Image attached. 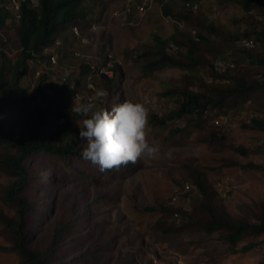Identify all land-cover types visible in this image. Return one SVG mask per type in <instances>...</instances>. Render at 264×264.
Masks as SVG:
<instances>
[{
	"label": "rangeland",
	"instance_id": "374dc122",
	"mask_svg": "<svg viewBox=\"0 0 264 264\" xmlns=\"http://www.w3.org/2000/svg\"><path fill=\"white\" fill-rule=\"evenodd\" d=\"M8 2L11 6L20 0ZM197 3L194 13L199 26L188 27L176 18L188 10L183 0H155L140 24L121 28L119 20L112 17L121 10L120 0H97L93 4L95 21L106 27L94 31L92 24H80L82 37L64 30L58 35L59 45L52 49L58 60H50V65L42 62V68H38L48 71L52 81L46 96L37 102L43 108L49 104L72 115L74 103L91 101L110 109L125 97L136 101L147 98L152 129L149 141L160 145L158 158L130 164L126 169L120 167L117 173L87 170L97 183L81 178L75 169L78 161L75 167H65L43 157L26 159L29 180L18 194L30 200L35 209L24 229L31 249L48 251L45 264H264V235L245 237L232 248L220 239L221 232L208 234L200 226L211 219L208 207L238 221L257 223L264 216V132L244 128L253 116L264 120V92L250 95L227 113L219 108L209 109L197 127H187L186 122L179 120L161 127L153 121L155 115L165 117L174 111L180 102L179 90L189 85L198 91L197 76L212 81L211 68L206 64L191 73L171 67L153 69L151 62L156 58L152 54L159 52L160 41L169 44L198 39L204 49L208 41L220 54L218 57L238 59L235 75H246L251 83L263 69L252 64L250 57L264 53L263 47L255 44L244 49L241 43L245 38L230 40L239 31L233 20L243 15L241 8L225 5L221 0ZM165 6L170 15L164 14ZM6 25L0 28V67L3 59L14 61L19 55L15 35L18 21L8 19ZM199 32L206 41L199 38ZM180 49L171 55L184 60L187 50L182 46ZM74 53L82 56L75 57ZM86 66L91 69L89 73ZM74 71L71 89L58 94L56 103L54 99L51 103L53 92L58 89L55 84ZM33 75L32 72L26 77L23 84L30 91L35 84ZM185 75L190 78L184 79ZM114 79L111 90L109 85ZM99 89L109 93L103 101L95 97ZM31 116L35 118L33 113ZM220 116H227L228 122L215 125L214 119ZM4 119L9 126L25 127L22 115ZM214 134L218 139H213ZM238 147L254 152L244 156ZM74 160L71 158V164ZM251 165L259 168L252 169ZM51 173L59 176L54 183H50ZM199 175L208 183L209 198L195 185ZM18 181L17 175L0 171V216L10 221L16 220V207L6 195ZM187 183L194 188L183 194ZM218 183L226 194L219 193ZM88 203L97 208L93 218L83 213ZM168 205L185 209L175 217L172 210L162 209ZM147 207L157 210L149 212ZM57 230L60 235L55 239ZM250 243L256 246L245 251ZM14 244L13 230L0 221V264H24L12 249Z\"/></svg>",
	"mask_w": 264,
	"mask_h": 264
},
{
	"label": "trees",
	"instance_id": "16d2710c",
	"mask_svg": "<svg viewBox=\"0 0 264 264\" xmlns=\"http://www.w3.org/2000/svg\"><path fill=\"white\" fill-rule=\"evenodd\" d=\"M93 1L95 0H20L10 6L9 2L6 3L7 0H0V28L7 26L6 20L8 19H13L14 23L18 21L15 35L19 48L18 57L14 61L3 59L0 67V171L19 177V181L10 187L6 195L16 207V220L10 221L0 216V221L13 230L15 244L12 249L20 255L24 264H45L49 257L48 251L37 252L28 246V237L24 229L31 212L35 209L30 200L18 194L29 180L30 172L25 164L26 159L31 160L34 156L43 157L47 162L54 161L65 167H75L78 161L75 169L78 170L81 178H87L96 183L97 181L88 174L87 170L101 172L97 166L83 159L81 155L86 146V141L79 137L82 118L74 113L69 115L60 108H51L49 104L47 108H43L37 103L41 97L46 96L47 87L52 84L50 73L46 70H38V68H42V62L44 64L48 62L47 64L50 65L53 62L50 61L52 57L56 59L57 53L52 49L59 45L57 44L58 35H61L64 30L92 21L93 9L90 4ZM221 2L225 5L234 4L243 12V15L233 20L239 31L230 37V40L245 38L252 40L254 45L257 44L264 48V0H221ZM183 3L188 10L177 15L176 18L188 27L199 26L194 13L196 10L187 6L188 3H197V0H183ZM164 14L170 15V9L167 6L164 7ZM212 31L217 33V30ZM198 36L206 41L202 33L199 32ZM197 41L194 39L174 41L179 47L182 46L187 50L184 60L166 53L168 45L166 41H160L159 52L151 53L156 58L151 62L153 69L171 67L191 73L196 72L204 64L211 68V82L197 76L198 91L191 90L187 85L178 91L180 102L174 111L165 117L153 116V121L161 127H168L170 121L178 120L186 122L187 127L200 126L202 119L209 114V109L219 108L227 113L229 109L246 102L250 95L264 92V53L255 56L250 54L252 64L263 67L260 75L251 83L247 79L248 76L235 75L238 59L218 57L220 54H217L216 49L208 41L206 49L202 48ZM242 47L251 49L244 45ZM66 52L68 55L69 51ZM219 60H229L234 67L225 73H219L215 68V62ZM85 70L86 73L91 71L89 66H86ZM32 72L35 84L32 87L33 90L30 91L23 84L24 79ZM74 73L75 71L69 72L66 77L58 81V84H55L58 85V89L54 90L51 103L54 102L53 99L56 103L55 97L58 94L71 89L72 79L76 77ZM189 78L188 75L184 77L187 80ZM115 82V79L111 81L109 85L111 90ZM32 113L34 119H32ZM15 114L22 115L26 120L25 127L21 128L16 124L9 126L6 123L4 118ZM51 128L52 132H50ZM244 128L264 132V120L253 116L248 123H244ZM213 139H218V135L214 134ZM2 149L5 153L1 151ZM237 150L244 156L254 152L244 147H238ZM71 158L75 159L73 164H71ZM129 166L130 164L122 168L126 169ZM251 168L258 169L259 167L251 165ZM262 170L264 171V168ZM104 172L114 174L116 169ZM58 179L59 176L51 173L50 183ZM195 185L203 196L209 198V186L203 176L197 177ZM168 206L162 209L168 212L172 210L179 214L185 209L173 205ZM146 210L153 212L157 209L147 207ZM208 210L211 213V219L201 223L200 226L208 234L221 232L220 239L232 248H235L245 237L264 235V216L257 223H252L233 220L228 215L210 207ZM83 213L93 218L97 214V208L94 203H88L84 206ZM59 235L60 231H55V239ZM255 246V243H250L244 247V250H250Z\"/></svg>",
	"mask_w": 264,
	"mask_h": 264
},
{
	"label": "clouds",
	"instance_id": "9594fccd",
	"mask_svg": "<svg viewBox=\"0 0 264 264\" xmlns=\"http://www.w3.org/2000/svg\"><path fill=\"white\" fill-rule=\"evenodd\" d=\"M96 1L90 4L93 9L92 21L82 25L92 24L91 27L94 31L106 27L105 25H97V21H95L97 13L93 4ZM120 2L122 5V0ZM112 17L119 20V27L121 28L136 26L122 25L121 16H114V13ZM79 27L80 25H77L69 30L74 35L82 37ZM74 56L81 57L82 55L74 53ZM108 95L109 93L105 89L95 91V97L99 101L105 100ZM148 105L147 98L143 101H136L127 97L121 103L113 104L110 109L98 107L96 103L91 101L74 103L71 112L82 118L79 137L86 141V146L81 153L83 159L90 161L101 172H104L118 170L122 166L136 164L142 160L148 162L158 158L160 154L159 143L149 141L152 129L150 126L151 110Z\"/></svg>",
	"mask_w": 264,
	"mask_h": 264
},
{
	"label": "built area",
	"instance_id": "2783aa9c",
	"mask_svg": "<svg viewBox=\"0 0 264 264\" xmlns=\"http://www.w3.org/2000/svg\"><path fill=\"white\" fill-rule=\"evenodd\" d=\"M155 3V0H122V10L114 12V16H118L122 18V25H137L141 23L147 16L148 12L152 9L153 5ZM188 7L193 8L194 10L198 9V3H188ZM242 45L251 48L254 46V42L252 40H243ZM180 47L176 43H169V45L166 47V52L171 55L174 53L180 52ZM52 61L55 63L56 59L52 57ZM234 67V64L229 60H219L215 62V68L219 73H225L228 71V69H231ZM227 116H220L218 118L214 119L215 125H224L228 122ZM218 190L220 194H226V190H224V187H221V185L218 183ZM194 188L193 184H185L183 187V194H187L190 191H192ZM230 190L227 189V192L229 193ZM223 196V195H222ZM177 197L173 198V201H176ZM173 204V203H172ZM174 205V204H173ZM175 217L179 216L178 212L174 213Z\"/></svg>",
	"mask_w": 264,
	"mask_h": 264
}]
</instances>
